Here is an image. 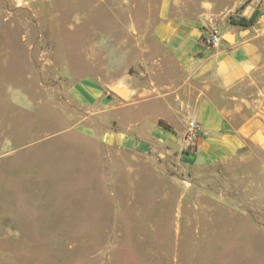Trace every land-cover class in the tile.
I'll use <instances>...</instances> for the list:
<instances>
[{
  "label": "rangeland",
  "instance_id": "1",
  "mask_svg": "<svg viewBox=\"0 0 264 264\" xmlns=\"http://www.w3.org/2000/svg\"><path fill=\"white\" fill-rule=\"evenodd\" d=\"M163 1L0 0V264H264V173L196 165L198 142L108 146L92 130L117 128L112 113L71 96L86 79L114 96L130 76L161 78L145 65L163 54ZM213 1L231 2L175 0L173 16ZM162 143L178 152L180 136Z\"/></svg>",
  "mask_w": 264,
  "mask_h": 264
},
{
  "label": "crops",
  "instance_id": "2",
  "mask_svg": "<svg viewBox=\"0 0 264 264\" xmlns=\"http://www.w3.org/2000/svg\"><path fill=\"white\" fill-rule=\"evenodd\" d=\"M230 1L223 7L203 3L201 14L191 18L173 16L175 0L162 2L153 38L163 54L145 65L147 74H158L159 80L130 76L114 96L93 79L75 84L73 100L103 119L110 111L117 125L103 132L94 128V136L126 151L146 153L164 146L168 152L185 153L189 123L197 121L208 136L197 143L196 165L240 162L264 173V0H240L239 16L250 18L260 11L256 25L247 29L227 22L226 15L239 6ZM213 28H219L222 38L217 47L208 48L203 38ZM158 107L167 116L151 115ZM172 134L180 136L178 152L162 143Z\"/></svg>",
  "mask_w": 264,
  "mask_h": 264
},
{
  "label": "built area",
  "instance_id": "3",
  "mask_svg": "<svg viewBox=\"0 0 264 264\" xmlns=\"http://www.w3.org/2000/svg\"><path fill=\"white\" fill-rule=\"evenodd\" d=\"M221 38L222 35L219 28H213L208 35L203 38V44L208 48L217 47ZM207 136V131L197 121H191L189 123V131L186 138L190 143H197L199 140L206 138Z\"/></svg>",
  "mask_w": 264,
  "mask_h": 264
},
{
  "label": "trees",
  "instance_id": "4",
  "mask_svg": "<svg viewBox=\"0 0 264 264\" xmlns=\"http://www.w3.org/2000/svg\"><path fill=\"white\" fill-rule=\"evenodd\" d=\"M259 14H260L259 10H256L249 19L242 17L238 21H233L232 25L245 28V29L252 28L256 25L257 20L259 18ZM160 125L163 126L164 128L169 129V126L166 125L163 121H160Z\"/></svg>",
  "mask_w": 264,
  "mask_h": 264
},
{
  "label": "water",
  "instance_id": "5",
  "mask_svg": "<svg viewBox=\"0 0 264 264\" xmlns=\"http://www.w3.org/2000/svg\"><path fill=\"white\" fill-rule=\"evenodd\" d=\"M114 91H115L116 93H118V94H121V92L118 91L117 88H114ZM158 167H159V169H161L162 171H164V172H166V173H169V172H168V169H167V167H166V165H165L164 163L160 164Z\"/></svg>",
  "mask_w": 264,
  "mask_h": 264
}]
</instances>
